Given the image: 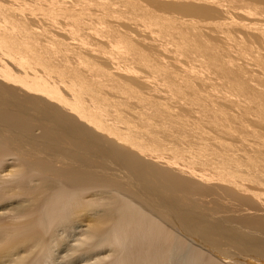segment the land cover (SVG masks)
<instances>
[{"label": "bare ground", "instance_id": "1", "mask_svg": "<svg viewBox=\"0 0 264 264\" xmlns=\"http://www.w3.org/2000/svg\"><path fill=\"white\" fill-rule=\"evenodd\" d=\"M23 202L0 264L78 223L115 264H264V0H0V209Z\"/></svg>", "mask_w": 264, "mask_h": 264}, {"label": "rangeland", "instance_id": "2", "mask_svg": "<svg viewBox=\"0 0 264 264\" xmlns=\"http://www.w3.org/2000/svg\"><path fill=\"white\" fill-rule=\"evenodd\" d=\"M102 40H104V38H102ZM97 41V40H96ZM95 40L94 42L97 43ZM101 41V38L100 40L98 39V42ZM112 42L111 43H108V46L107 47H111V49L109 50L108 48H106L105 44L103 45H100V48L104 51L107 52V49H108V52L111 51L113 49V45L111 46ZM102 46L104 48H102ZM64 61L67 62L68 61V57L65 56L64 57ZM86 64L87 62L86 61H81V60H78V61H73L72 62V65L74 66H77V67H86ZM119 64L121 65V63L119 62ZM191 149H189V151H184L183 154H188V153H191V152H194V155L193 153L191 154H188V157L191 156V157H194L195 155L198 156L199 155V152L198 151H190ZM196 153V154H195ZM187 156V155H185ZM200 156V155H199ZM107 192V191H106ZM105 192V193H106ZM109 193V194H108ZM113 193V194H112ZM116 193H114V191H108L106 194H99L97 196H88L86 193L84 195H81L79 194V196H84L83 200L84 202L87 201L88 199L90 200V204H96L94 201L97 202V209L96 211H101V213L99 214H103L104 211H107V208H108V203H113L114 200H111L113 199L115 196ZM87 195V197H86ZM107 196V197H104ZM102 196V198L100 197ZM110 196V197H109ZM86 197V198H85ZM97 197V198H96ZM110 198L109 200L110 201H107L108 199L104 200V198ZM113 197V198H112ZM116 197V196H115ZM118 197V196H117ZM91 198H93V200H91ZM98 199H102L104 200V204L101 206L102 204V201H99ZM116 199V198H115ZM88 200V201H89ZM127 200V199H126ZM93 201V203L91 202ZM130 201V200H129ZM100 202V204H99ZM107 202V203H106ZM89 203V202H87ZM110 203V204H111ZM133 202L130 201V204H132ZM22 204V205H21ZM21 204H13L10 209V206L8 205L5 209L2 208L0 209V213H3L2 216H6V215H9L11 216L12 214V211L15 209V210H19L21 208H25L27 207L26 205H23V203ZM105 204H107L105 206ZM14 206V207H13ZM23 206V207H22ZM30 206V205H29ZM131 206H135V209L137 208H140L138 209L139 210V213L140 211L142 212H145L143 211L144 209L142 207H140L138 204H133ZM31 207V206H30ZM105 207H107L105 209ZM29 207H27L28 209ZM101 208V209H100ZM103 208V209H102ZM113 208V205H111V209ZM110 209V208H108ZM142 209V210H141ZM22 210V209H21ZM24 210V209H23ZM104 210V211H103ZM137 210V211H138ZM110 211V210H109ZM97 212V213H98ZM147 214V213H146ZM145 213L143 215L146 216V218H149L150 216L146 215ZM1 215V214H0ZM22 218L24 217H21L19 218L18 220L16 219V221H19L22 222ZM8 219H11V218H8ZM66 223V222H65ZM88 223H78L76 225H70V224H63L61 226V228L58 226V227H54V224H52L51 226H49L47 229H45L44 227H41L40 230H41V233H42V230L44 231L43 233L45 234L44 237L42 236L43 233H42V240L40 239L38 242V244H35L33 249L31 247L30 250H27V253L26 251H21V253L19 252L20 255H13L12 257H9V258H5L4 261H8V260H11L9 262H6L4 264H115L118 260H120L122 257H123V254H124V251L123 249H120V248H114L110 246L109 244V239L111 237V235L107 234L108 237H103V238H100V239H97V238H89L87 237L88 236V233H90L88 230H90L89 225H87ZM160 226V225H159ZM89 227V228H88ZM55 228V230H54ZM161 228H163V226H161ZM52 229V230H51ZM59 229V230H58ZM110 227L108 228V233L110 232ZM165 229V228H164ZM47 230H49L48 232H46ZM166 230V229H165ZM39 231V230H38ZM62 231V232H61ZM51 232V233H50ZM55 232V233H54ZM81 232V233H80ZM84 232L86 234H84ZM49 233V234H48ZM57 233V234H56ZM52 234V235H51ZM81 234V236H80ZM83 234V236H82ZM47 235V236H46ZM50 235V236H49ZM49 237V238H48ZM170 237V238H169ZM168 239L169 241H171L170 239L171 236H169ZM44 238V239H43ZM51 238V239H50ZM82 238V239H81ZM106 238V239H105ZM104 239V240H103ZM111 239V238H110ZM44 240V241H43ZM108 242V245L107 246V242ZM41 241V242H40ZM102 241V242H101ZM172 241L174 242V240L172 239ZM76 242V243H74ZM101 242V243H100ZM52 244V245H51ZM101 244V245H100ZM105 245V246H104ZM1 246V245H0ZM36 246V247H35ZM101 246V247H100ZM104 246V247H103ZM73 247V248H72ZM43 248V250H42ZM47 248V249H46ZM50 248V249H49ZM117 249V250H116ZM113 250V251H112ZM115 250V251H114ZM189 250V249H188ZM29 251V252H28ZM33 251V252H32ZM79 251V252H78ZM99 251V252H98ZM96 253V254H95ZM185 253V252H184ZM184 253L182 255H184ZM27 254V255H26ZM29 254V255H28ZM34 256H33V255ZM50 254V255H49ZM119 254V255H118ZM189 254V255H188ZM69 255V256H67ZM81 255V256H80ZM116 255L117 258H116ZM181 254L179 255H175L169 259L168 261L170 262V264H188V261H189V264H193L194 260L192 259V255H190V253H185V256L183 257ZM108 256V258H107ZM183 257L181 258V260H177L179 259V257ZM191 256V257H190ZM69 257V258H68ZM14 258V259H13ZM16 258V259H15ZM47 258V259H46ZM67 258V259H66ZM112 258V259H111ZM116 258V259H115ZM120 258V259H119ZM187 258H189L190 260H188ZM45 259V260H44ZM55 259V260H54ZM176 261H175V260ZM182 259H186L184 261H182ZM29 260V261H28ZM101 260V261H100ZM14 261V263H13ZM17 261V262H16ZM31 261V262H30ZM167 261V262H168ZM186 261V262H185ZM191 261V262H190ZM169 262L167 264H169ZM173 262V263H172ZM182 262V263H181ZM199 264V263H197ZM201 264V263H200Z\"/></svg>", "mask_w": 264, "mask_h": 264}]
</instances>
